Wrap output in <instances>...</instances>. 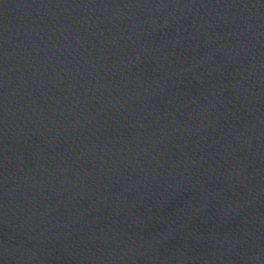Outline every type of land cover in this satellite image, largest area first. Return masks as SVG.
<instances>
[{"label": "water", "instance_id": "1", "mask_svg": "<svg viewBox=\"0 0 264 264\" xmlns=\"http://www.w3.org/2000/svg\"><path fill=\"white\" fill-rule=\"evenodd\" d=\"M0 264H264V0H0Z\"/></svg>", "mask_w": 264, "mask_h": 264}]
</instances>
